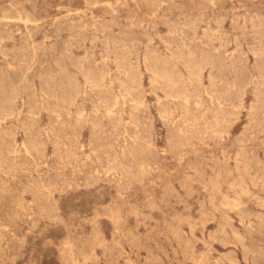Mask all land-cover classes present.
Listing matches in <instances>:
<instances>
[{
  "label": "rangeland",
  "instance_id": "374dc122",
  "mask_svg": "<svg viewBox=\"0 0 264 264\" xmlns=\"http://www.w3.org/2000/svg\"><path fill=\"white\" fill-rule=\"evenodd\" d=\"M0 40V264H264V0H0Z\"/></svg>",
  "mask_w": 264,
  "mask_h": 264
},
{
  "label": "bare ground",
  "instance_id": "6f19581e",
  "mask_svg": "<svg viewBox=\"0 0 264 264\" xmlns=\"http://www.w3.org/2000/svg\"><path fill=\"white\" fill-rule=\"evenodd\" d=\"M119 1V0H118ZM8 19V18H7ZM4 40V39H3ZM92 40V39H91ZM1 41V40H0ZM165 42V41H164ZM184 43V42H183ZM188 47V46H187ZM165 48H167L166 46H165ZM155 50V49H154ZM153 50V51H154ZM168 51H169V49H168ZM81 58V57H80ZM79 59V58H78ZM79 62V61H78ZM116 67V66H115ZM196 67V66H195ZM201 67V66H200ZM86 79H87V77H86ZM115 96H117V94H115ZM171 97V96H170ZM172 98H174L173 96H172ZM115 99V101H116V97L114 98ZM186 100V101H188L186 98H183V100ZM216 99V98H215ZM158 100H159V98H158ZM90 102V101H89ZM134 102V101H133ZM156 102H158V101H156ZM217 102H219V100L217 101ZM194 103H198L196 100H194ZM115 104H117V103H115ZM201 104V103H200ZM219 104V103H218ZM143 105V104H142ZM197 106V105H196ZM203 106V105H202ZM113 107H114V105H113ZM234 109H236V107L234 108ZM108 110V109H107ZM106 110V111H107ZM97 111H99V110H97ZM109 111V110H108ZM107 111V112H108ZM203 111H204V109H203ZM215 111V110H214ZM84 112V111H83ZM114 112V111H113ZM111 113H112V111H111ZM231 113V112H230ZM161 114V113H160ZM162 114H164V113H162ZM203 114V113H202ZM79 115V114H78ZM165 115H168V114H166L165 113ZM80 116V115H79ZM162 117V116H161ZM163 118H165V117H163ZM215 118V117H214ZM167 120V119H166ZM196 120V119H195ZM217 121V120H216ZM93 129V128H92ZM111 144V143H110ZM112 145V144H111ZM19 147V146H18ZM240 150V149H239ZM239 152V151H238ZM107 154V153H106ZM228 173V172H227ZM252 177V176H251ZM259 179V178H258ZM241 182H242V180H241ZM232 183V182H231ZM228 185V184H227ZM230 186V185H229ZM236 193V192H235ZM236 198H238V197H236ZM264 199V198H263ZM229 200V199H228ZM232 200V199H231ZM234 200V199H233ZM232 202V201H231ZM128 203V202H127ZM240 204V203H239ZM257 204V203H256ZM258 218H260V217H258ZM257 219V218H256ZM201 222V221H200ZM116 223V222H115ZM190 232V231H189ZM245 236V235H244ZM245 239V238H244ZM130 250V249H129ZM199 260V259H198ZM228 261V260H227Z\"/></svg>",
  "mask_w": 264,
  "mask_h": 264
}]
</instances>
